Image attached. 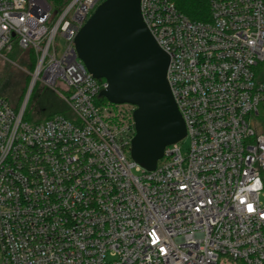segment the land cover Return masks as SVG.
Returning a JSON list of instances; mask_svg holds the SVG:
<instances>
[{
  "label": "built area",
  "instance_id": "obj_1",
  "mask_svg": "<svg viewBox=\"0 0 264 264\" xmlns=\"http://www.w3.org/2000/svg\"><path fill=\"white\" fill-rule=\"evenodd\" d=\"M105 1L0 0V61L36 57L24 102L0 95V264H264V0H209L207 23L141 0L190 141L151 172L131 158L137 108L77 53ZM37 83L72 117L25 121Z\"/></svg>",
  "mask_w": 264,
  "mask_h": 264
},
{
  "label": "water",
  "instance_id": "obj_2",
  "mask_svg": "<svg viewBox=\"0 0 264 264\" xmlns=\"http://www.w3.org/2000/svg\"><path fill=\"white\" fill-rule=\"evenodd\" d=\"M75 44L88 71L107 82L101 96L137 108L131 158L154 171L165 149L182 142L187 130L167 81L170 58L146 26L141 0H106Z\"/></svg>",
  "mask_w": 264,
  "mask_h": 264
},
{
  "label": "rangeland",
  "instance_id": "obj_3",
  "mask_svg": "<svg viewBox=\"0 0 264 264\" xmlns=\"http://www.w3.org/2000/svg\"><path fill=\"white\" fill-rule=\"evenodd\" d=\"M57 43L62 48L63 40L61 38L57 39ZM4 55V58L0 61V95L12 101L15 107L17 104L19 107L24 102L31 88L36 57L34 66H31V55L22 52L18 47ZM57 90L64 94L60 88ZM27 112L28 118H26V121L30 124L44 122L55 115L72 117L70 108L60 95L54 89L44 87L41 83H37L34 86L27 106ZM180 146L183 153H186L189 149L190 141L185 139L180 143ZM134 173L139 174L136 171ZM261 202L264 204V192L261 196Z\"/></svg>",
  "mask_w": 264,
  "mask_h": 264
},
{
  "label": "trees",
  "instance_id": "obj_4",
  "mask_svg": "<svg viewBox=\"0 0 264 264\" xmlns=\"http://www.w3.org/2000/svg\"><path fill=\"white\" fill-rule=\"evenodd\" d=\"M57 9H59L64 0H49ZM176 8L178 11L183 14L185 17L190 19L192 22L196 23H207L211 21V9L209 5V0H173ZM31 55L30 63L31 66H34L35 64V56L32 53H29ZM107 101L106 99H104ZM10 101V100H9ZM12 106L14 108H18V104L16 107L13 105V102L10 101ZM26 118H28V112L26 110L25 113V121ZM50 118V117H49Z\"/></svg>",
  "mask_w": 264,
  "mask_h": 264
},
{
  "label": "snow or ice",
  "instance_id": "obj_5",
  "mask_svg": "<svg viewBox=\"0 0 264 264\" xmlns=\"http://www.w3.org/2000/svg\"><path fill=\"white\" fill-rule=\"evenodd\" d=\"M249 210H251V206H249Z\"/></svg>",
  "mask_w": 264,
  "mask_h": 264
}]
</instances>
